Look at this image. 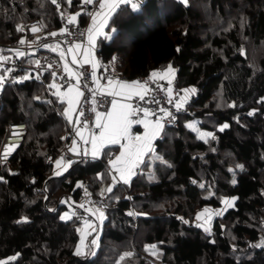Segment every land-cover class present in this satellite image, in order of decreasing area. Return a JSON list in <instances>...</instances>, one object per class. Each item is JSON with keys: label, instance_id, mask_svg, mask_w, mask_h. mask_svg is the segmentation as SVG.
<instances>
[{"label": "trees", "instance_id": "16d2710c", "mask_svg": "<svg viewBox=\"0 0 264 264\" xmlns=\"http://www.w3.org/2000/svg\"><path fill=\"white\" fill-rule=\"evenodd\" d=\"M64 4L80 11L81 0ZM203 11L211 18L206 20ZM80 19L86 23L89 17L82 14ZM32 20H39L44 30L61 27L51 0H0V43L23 37L17 26ZM111 28L116 29L111 39L98 40L102 60L131 79L171 64L180 86L196 89L187 98L194 112L182 114L177 127L166 128L165 134L175 131L172 140L168 135L156 140L165 156L154 165L157 179L146 171L148 159L129 184L117 183L113 193L103 194L108 205L98 247L90 243L92 233L84 241L86 254L77 256L81 233L76 229L82 223L60 216L69 212L83 187L96 195L108 187V151L118 145L105 148L107 155L99 159H76L62 175H55L54 161L65 142L59 109L63 104L34 79L7 86L0 142L14 122H25L28 134L16 156L18 169L0 168V260L16 256L8 264H146L139 254L120 261L127 248L116 243L133 238L139 251L145 252L146 244L160 245L161 264H264V246H253L264 231V48L255 63L249 55L250 42L264 46V0H143L137 11L122 5L109 22ZM197 117L215 139L207 137L205 142L186 127ZM225 123L229 127L220 131ZM233 164L243 165V170ZM226 195L237 199L213 221L212 235L178 219L199 207H219ZM167 199L173 204L166 205ZM132 208L146 215H127ZM22 217L28 222L17 223ZM247 250L251 256L244 254Z\"/></svg>", "mask_w": 264, "mask_h": 264}, {"label": "snow or ice", "instance_id": "6c2138e0", "mask_svg": "<svg viewBox=\"0 0 264 264\" xmlns=\"http://www.w3.org/2000/svg\"><path fill=\"white\" fill-rule=\"evenodd\" d=\"M66 2L69 6L72 5V0H66ZM141 2L142 0H81V11L67 16L65 12H61L60 15L62 18L66 19V23L68 25H78V18L81 17L82 14H86L90 17L91 24L85 30L87 43H73L68 47L67 51L61 49L59 44L55 46L51 44L44 45V47L50 48L54 52L58 51V54L63 61V72L67 76V79L64 80L63 84H58L56 82L57 73L55 71L51 72L52 82L49 83L47 87L49 89H54L52 94L58 98L61 104H66V107L63 108L61 115L65 118L68 124L72 126L75 134L72 138L71 144L67 146L68 152L81 157L82 159L79 162L83 163L85 162L83 158L90 157L95 160L99 159L102 154L107 155V153L104 152V149L109 146L119 145L120 149H122L115 159H109L111 170L108 175L111 176L112 183L106 189L101 191V195H103L105 191L112 192L113 187H115V185L119 182L129 184L131 177L136 174L135 169L140 164L144 163L143 157L148 153H153L155 151L153 148V141L164 131L165 122L171 124L176 120V116L173 112L165 107L161 106L157 109H153L142 106L147 104L160 105L161 101L154 95L157 89L166 91L168 96L167 102L172 103V82L175 79L176 70L171 64L163 70H153L149 74L148 78L143 81H126L117 79L111 75H97V69L99 67H104L100 61L96 59L94 54V50L98 44V37H102L105 40L111 39L112 37L110 33L115 32L116 29L111 28L109 32H105L104 29L108 27L109 21L113 18V14L116 13L122 5H130L133 11H137L141 6ZM181 2L186 4L187 0H181ZM51 3L56 5L57 10L59 11L60 4L58 3V0H51ZM93 4H96L97 7L92 11H88L84 7L85 5ZM43 26V24H41L40 27L32 25L30 31L35 33ZM25 27L26 26L18 25L17 31L23 32ZM48 35L55 37L58 33L50 32ZM59 35L73 36L77 35V33L70 31L68 27L65 26L61 28ZM78 35L80 37H85V32H79ZM19 43L21 45L28 43V45L31 46L34 42L26 41L24 38H21ZM3 51L4 50H0V53ZM7 51L14 52L15 56L18 58L25 55V53L19 49H8ZM177 51H179V49H177ZM69 54H71L70 61L67 59ZM241 54H243V49H241ZM9 60H11V57L0 54V68H3V63ZM114 61L115 58H113V62ZM34 64L37 68L40 67V62L38 60L34 61ZM85 65H90V73L80 70L84 69ZM49 67H51V65H49ZM3 71L5 74H0V90L4 87L7 79L6 74L13 72L14 69L11 67L4 68ZM105 72H107L106 67ZM31 78V75L26 73L18 79L13 80V82H23ZM36 78L39 79V76ZM60 78L64 79V77ZM102 80L105 82L101 83ZM160 80L167 81V89H164L163 85L158 83ZM72 81H75V83ZM81 81H83V83H81ZM89 81L92 86H89ZM151 85H155V88ZM61 89H63V91ZM85 91H87L90 96L86 97ZM181 91L184 95L174 104L177 112L183 108L185 103H187L188 96L190 94H195L196 89H182ZM35 99H39V97H36ZM133 99H135L137 103L133 104L129 102ZM261 101H264V98H261ZM48 103H51V101H48ZM86 104L90 105L87 111L94 114V118L91 120L89 117L85 116L84 105ZM105 104L110 105V107L105 111H99L98 108H103ZM228 106L235 107L234 104H229ZM255 111V109L250 111L248 115H253ZM160 113H162V115H160ZM152 117H155V119L153 120ZM236 119L239 121L238 117ZM134 124L143 125L144 133L142 135H137L132 132V126ZM186 127L192 129L193 131H197L194 124H188ZM228 127L229 125L225 123L219 130L223 131ZM94 129H97L98 131ZM19 135L20 133L14 128L11 136L17 137ZM76 137L79 138L80 143L77 142ZM206 137H211L212 139L216 138L212 133L203 132L199 133L197 138L205 139ZM61 139L68 138L62 137ZM122 141H126V143H122ZM205 142H207L206 139ZM85 145H90V147H85ZM16 147H18L16 144H5L2 152H0V157L6 161L8 156L16 149ZM75 162L76 161L71 159L65 160V157L62 155L56 159L54 163L57 168H60L61 165H63V170L56 171L54 174L57 176L62 175L63 171H67L68 168ZM169 167H171V165H169ZM237 168L243 170V165H237ZM113 171L116 175H112ZM229 171H232V169H229ZM98 178L103 179V174H98ZM2 179L3 177H0V180ZM236 182L235 178L231 181L233 185H235ZM193 183H195V181H193ZM77 187H83V185L78 183ZM200 187L203 188L204 185L201 184ZM85 193L86 195H90L87 193V189H85ZM235 199L237 198H222V203L226 205V208L223 211H226L227 207L233 206ZM61 203H68V201L62 200ZM78 207L84 208V204H80ZM85 211L95 216L100 225H102L104 219H106L104 212L100 208H96L94 210L85 209ZM209 213L210 210L205 208L202 212L197 213L195 219L196 221H204L203 223H197L196 226L203 228V230L210 236L212 235V230L210 227L211 215ZM127 215L137 216L146 214L129 211ZM206 215L207 218L205 219ZM215 215H222V210H217ZM76 216V211L70 210V212L62 214L60 219L67 221L72 220L73 217ZM77 218L81 221L82 228L78 227L76 229L77 232L81 233V235L74 254L81 256L86 254L84 249L88 247V245L84 243L86 237L92 235L93 232H97L98 227L88 217ZM178 219L182 220L183 223H189V221L184 220L183 217H179ZM21 222H28V218L22 217L20 221H17V223ZM88 229H91V231H88ZM98 239L99 237L97 235L91 240V245L98 247ZM212 242L214 243V241ZM253 246H264V239ZM145 251H148L152 255L156 256L158 252L157 245H145ZM91 254L94 255L95 253L92 252ZM18 255L19 254H17V256ZM132 255V252H126L120 257V261H123L126 257H131ZM16 258V256H13L9 257L7 260H0V264H8L9 260H15Z\"/></svg>", "mask_w": 264, "mask_h": 264}, {"label": "built area", "instance_id": "2783aa9c", "mask_svg": "<svg viewBox=\"0 0 264 264\" xmlns=\"http://www.w3.org/2000/svg\"><path fill=\"white\" fill-rule=\"evenodd\" d=\"M58 3L60 4L59 14L61 12H65L66 16H67V15H71V14L76 13V12L70 11L66 8V6L64 4V0H58ZM84 7L88 11H92L97 7V5L96 4L85 5ZM80 11H81V8H80ZM84 15H86V14H84ZM60 19H61V27L59 29L44 30V27H42V28H40L39 31H37L35 33L30 31V28L32 25H37L38 27H40V25L42 23L39 20H32L28 23L22 24L21 26H26V27L24 30L25 35L21 38H24L26 41H33L34 43H32L31 46H29L28 43L21 45L19 43L21 38L13 40V41L9 42L8 44H6L5 46H3L0 43V50H4L0 54L11 57V60L3 63V68H0V74H5L3 71L4 68H10L11 67L14 69L13 72L6 74L7 79L5 81L3 89L0 90V109H1L2 104H3V91H4V89L9 85L14 84L13 80L18 79L19 77L25 75L26 73L31 75V77H32L31 79H34L38 82L43 83L45 85V88H46L48 95H50L51 97L54 96L52 94L54 89H49L47 87L48 84L52 82L51 72L55 71L57 73L56 82L58 84H63L64 80L67 79V76L63 72V69H62V62H61L60 58L58 57L57 53L52 51L50 48L44 47V45L58 43V44L62 45L67 50L70 45H72L73 43H76V42H82V43L86 44L87 41H86V31L85 30L90 26L91 19L89 17V20L86 23H84L81 21V19L79 17L78 18V20H79L78 25H68L66 23V19L62 18L61 15H60ZM65 26H67L70 31L77 33V35H73V36L59 35L61 28L65 27ZM50 32H57L58 35L55 37L50 36V35H48ZM79 32H85V37H80L78 35ZM100 48H101V46L99 44H97L95 51H97V53H98V50ZM8 49H19L20 51L24 52L25 55L23 57L18 58L15 56L14 52L7 51ZM97 55L101 59V64L104 66V67H99L97 69V75L98 76H100V75H105V76L111 75L117 79L126 80V81L131 79L127 75L119 74V73L115 72L108 63H105L102 60V58L99 54H97ZM37 60L40 62L39 68H37L34 64V61H37ZM49 65H51V67H49ZM105 67L107 68V72H105ZM80 70L81 71H87L90 73L91 67H90V65H85L84 69H80ZM37 76H39V79L36 78ZM148 76L149 75H143V76H138V77L133 78V79L143 81V80H146L148 78ZM60 77H64V79H61ZM72 82L75 83V81H72ZM104 82L105 81H103V80L101 81V83H104ZM16 83H20V82H16ZM81 83H83V81H81ZM158 83L163 85L164 89H167V87H168L167 81L160 80V81H158ZM89 86H92L90 81H89ZM151 86L153 88H155V85H151ZM172 88H173L172 103L167 102L168 96L166 94V91L161 90V89H157L155 91L154 95L156 96L157 99H159L161 101L160 105H156V104L142 105V106L153 108V109H157V108L162 106V107L167 108L171 112H173V114L176 116V120L171 124H168L167 122H165V128L164 129H166L167 127H177L179 124V117L182 114H188V113H191V111H192L188 107L187 103H185L183 108L178 112L176 111V109L174 107V104L176 103V101L179 100L180 97H182L184 95L181 90L185 89L184 87L180 86V84L178 83V80L176 78V74H175V79L172 82ZM61 90L63 91V89H61ZM85 96L86 97L90 96V94L87 91H85ZM109 99H111V98H109ZM129 102H131L133 104L137 103V101L135 99H133L132 101H129ZM84 107H85V116L89 117L90 120L92 118H94V114H91L87 111V109L90 107V105L86 104V105H84ZM109 107H110V105L105 104V106L103 108H98V110L99 111H105ZM160 115H162V113H160ZM152 119L154 120L155 117H152ZM134 125H137V124H134ZM14 128L16 131H18L20 133V135L17 137L11 136V133H12ZM27 134H28V126L25 122H14V123H11L7 126L6 131H5V133L2 137V140L0 142V152H2L4 145L8 144V143L16 144V145H18V147H16V149L13 152H11V154L8 156L6 161L3 160L2 157H0V168L1 169H5V168L8 169L10 167V165L13 163V161L16 159L18 150L21 147V145L25 142ZM74 135L75 134L73 132L72 126L69 125V128L67 129V132L65 135V137H67L68 139H65L64 147H63V153H62V155L65 157V160L71 159L74 161L76 159L81 158L79 156L74 155L73 153L68 152V150H67V146L71 144L72 138L74 137ZM10 137H11V139H10ZM76 140H77V137H76ZM87 158H89V157H87ZM85 189H87V188L83 187V189H82V191L78 197V200L73 201V204L69 205L68 211L70 212V210H75L77 213L76 218L77 217H88L97 225L98 231H99L101 229L102 225L99 224V221L96 220L95 216L91 215L89 212H86L85 209H93L94 210L96 208H100L102 211H105V209L108 205V198L106 195L93 194L89 189H87V193H89L90 195H86ZM80 204H84V208L78 207ZM88 231H91V229H88Z\"/></svg>", "mask_w": 264, "mask_h": 264}, {"label": "rangeland", "instance_id": "374dc122", "mask_svg": "<svg viewBox=\"0 0 264 264\" xmlns=\"http://www.w3.org/2000/svg\"><path fill=\"white\" fill-rule=\"evenodd\" d=\"M203 15H204V17L206 18V20L207 19H209L208 18V16L210 15V14H204V11H203ZM214 17V16H213ZM210 18H211V15H210ZM110 22V21H109ZM21 25V24H20ZM108 32H109V25H108ZM206 32H208V29H207V31H205V32H203V34H205ZM112 34V33H111ZM58 43H54V44H51V45H57ZM59 46H60V48H63V49H65L62 45H60L59 44ZM249 46H250V58H252V60H253V62L255 63V62H257L258 61V59H259V57H260V55H261V51L263 50V48H264V46H255L254 44H252L251 42H250V44H249ZM61 60V59H60ZM62 61V60H61ZM163 70V69H162ZM184 94V93H183ZM59 102V101H58ZM64 107H66V104H63V107H61V108H59L60 109V112H62V110H63V108ZM192 110V109H191ZM191 112H194L193 110L191 111ZM63 119H64V124H65V129H64V136L66 135V132H67V129L69 128V124H68V122L65 120V118L63 117ZM200 118H193V120L192 121H188L187 123H186V125H188V124H194L195 125V127H196V129H197V133L199 134V133H201V132H203V133H211V131H207V130H205V129H202L201 127H200ZM224 125V124H223ZM222 125H220V127H221ZM140 130H137L136 129V127L135 128H132V132L134 133V134H137V135H142L143 133H144V127L143 126H140ZM165 131H166V129H164V131L160 134V136L158 137V138H156L154 141H153V148H154V152L153 153H148L146 156H144L143 157V160L144 161H146V160H148V159H150L151 160V164H149V166L146 168V171H150V172H152L153 173V175H152V179H157V176L155 175V172H154V169H155V167H154V165H155V163L157 162V161H165V156H164V152H160V151H158V149L156 148V140L157 139H160V138H162V137H164V136H166V135H168L169 137H170V140H172L173 138H174V136H175V131L174 132H170V134L169 133H167V134H165ZM207 138V137H206ZM123 142H125V141H123ZM122 142V143H123ZM120 151V147L118 146L117 148H115V149H112V150H109L108 151V155L109 154H111V157L109 158V159H112V157L114 158L115 156H116V154L118 153ZM113 155V156H112ZM227 156H230L228 153L225 155V157H227ZM159 157V158H158ZM108 165H109V160H108ZM237 166V164H233V165H231V167H236ZM55 167H56V165H55ZM109 167H110V165H109ZM9 170H11V171H16L17 169H18V160L17 159H15L14 161H13V163L10 165V167L8 168ZM111 170V169H110ZM57 171V170H56ZM135 172H136V170H135ZM131 181V180H130ZM111 183H112V181H111ZM110 183V184H111ZM120 184H122V185H124V183L123 182H119ZM109 184V185H110ZM84 185H87L86 183H84ZM108 185V186H109ZM104 193H106V194H111V193H113V191L112 192H104ZM124 195H128V196H130L127 192H125L124 193ZM223 198H228V199H231L232 197H230V196H224ZM166 205L168 204H173V201L172 200H166L165 202H164ZM205 208H207V209H209L210 210V215H211V224H210V227H211V230H212V226H213V221L217 218V217H221L222 215H223V213L225 212V211H223L225 208H226V205L225 204H222L221 206H219V207H216V208H214V207H211V206H203V207H199L197 210H194V211H192V210H189L188 211V216L187 217H183V219L184 220H187V221H189V223H191V224H194V225H196L197 223H203L204 221L203 220H201V221H196V219H195V217H196V215H197V213H200V212H202V210L203 209H205ZM229 207H227V209H228ZM217 210H222V215H215V212L217 211ZM132 211H135V212H137L136 211V209H134V208H132ZM182 217V216H181ZM207 218V215H206V217H205V219ZM228 230H227V234L228 235H230V236H233V234H232V231H231V228L230 227H226ZM213 232V231H212ZM99 234V232L97 231V232H93V237H92V239L94 238V237H96L97 235ZM87 238H88V236L86 237V239L85 240H87ZM262 239H264V231L262 232V234H261V236L258 238V240H257V242L259 243ZM151 244H156L157 245V250H158V252H157V255L156 256H154V255H152L150 252H148V251H145V252H143V251H139V249H137V246H136V243H135V241H134V239L133 238H130V239H128V240H126L125 242H121V243H116V245H121V246H125L127 249H125V250H123L122 251V253H121V255H123L124 253H126V252H132L133 254H139L141 257H145V260L147 261L146 262V264H161V260H162V256H163V250L161 249V247H160V245H158L157 243H151ZM151 244H146V245H151ZM115 245V243H114V246L115 247H117ZM244 254H247V255H249V256H251V254H252V250L251 251H244Z\"/></svg>", "mask_w": 264, "mask_h": 264}, {"label": "crops", "instance_id": "0c3cea01", "mask_svg": "<svg viewBox=\"0 0 264 264\" xmlns=\"http://www.w3.org/2000/svg\"><path fill=\"white\" fill-rule=\"evenodd\" d=\"M90 24H91V23H90ZM104 31H105V32H108V28L104 29ZM110 35H111V33H110ZM99 39H100V37H98V40H99ZM54 46H55V45H54ZM61 49H63V48H61ZM64 50L67 51L66 49H64ZM81 51H82V50H81ZM56 53H57L58 57L60 58V56H59V54H58V51H56ZM94 54H95L96 59H98V60L100 61V63H101V59L98 57V55H97V54H98L97 51L94 50ZM60 59H61V58H60ZM67 59H68L69 61L71 60V54H69V55L67 56ZM61 62H62V64H63V61H61ZM72 67H76V66H72ZM174 69H175V68H174ZM175 74H176V71H175ZM133 80H135V79H130V80H128V81H133ZM118 99H119V98H118ZM74 119H75V117H74ZM140 126H143V125H141V124L133 125L132 128H135V127H136L137 130H140V129H141ZM94 130L98 131L97 129H94ZM159 136H160V135H159ZM159 136H158V137H159ZM158 137H157V138H158ZM77 142L80 143L78 137H77ZM122 142H123V141H122ZM123 143H126V141L123 142ZM118 146H119V145H118ZM85 147H90V145H85ZM121 150H122V149H120V151H121ZM120 151L116 154V156L119 155ZM61 156H62V154H61L59 157H61ZM112 156H113V155H112ZM116 156H115L114 158L112 157V159H115ZM59 157H58V158H59ZM58 158H57V159H58ZM110 169H111V167H110ZM56 170H57V171H62V170H63V165H61L60 168H57V167H56ZM135 170H136V169H135ZM112 175H116V173L113 171V172H112ZM132 177H133V176H132ZM132 177H131V178H132Z\"/></svg>", "mask_w": 264, "mask_h": 264}]
</instances>
